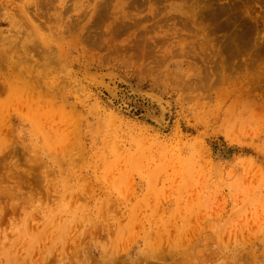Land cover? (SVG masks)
Listing matches in <instances>:
<instances>
[{
	"label": "rangeland",
	"instance_id": "rangeland-1",
	"mask_svg": "<svg viewBox=\"0 0 264 264\" xmlns=\"http://www.w3.org/2000/svg\"><path fill=\"white\" fill-rule=\"evenodd\" d=\"M0 92V264H264V0H0Z\"/></svg>",
	"mask_w": 264,
	"mask_h": 264
},
{
	"label": "bare ground",
	"instance_id": "bare-ground-1",
	"mask_svg": "<svg viewBox=\"0 0 264 264\" xmlns=\"http://www.w3.org/2000/svg\"><path fill=\"white\" fill-rule=\"evenodd\" d=\"M45 52H47V50L45 51ZM52 52V51H51ZM46 54H48V53H46ZM16 68V67H15ZM26 68H24L23 69V71L25 70ZM16 70V69H15ZM22 71V72H23ZM30 71H31V68H30ZM21 73V72H20ZM24 73V72H23ZM22 74V73H21ZM22 76V75H21ZM93 76V75H92ZM86 76H84V78H85ZM91 77V76H90ZM89 78V77H88ZM93 78H95L94 76H93ZM22 79V78H21ZM90 79V78H89ZM14 82V81H13ZM16 83V82H15ZM21 84V83H20ZM29 84V83H28ZM91 84V83H90ZM13 85V84H12ZM30 85H31V83H30ZM14 86V85H13ZM12 86V87H13ZM18 86V85H17ZM22 86V85H21ZM10 88V87H9ZM20 89V88H19ZM18 89V90H19ZM25 90V89H24ZM33 90V89H32ZM60 90V89H59ZM44 91V90H43ZM53 91V90H52ZM51 91V92H52ZM26 92V91H25ZM38 92H40V91H38ZM37 92V93H38ZM60 92H61V90H60ZM1 93V92H0ZM33 93V92H32ZM58 92H56V94H57ZM39 94V93H38ZM26 95V94H25ZM43 95V94H42ZM51 95V94H50ZM28 96H29V94H28ZM48 96V95H47ZM26 97H27V95H26ZM11 98V97H10ZM24 98V97H23ZM29 98V97H28ZM18 99V98H17ZM25 99H27V98H25ZM34 101H35V99H34ZM20 102V101H19ZM26 102V101H25ZM24 102V103H25ZM36 102V101H35ZM149 102H150V100H149ZM19 104V103H18ZM34 104H36V103H34ZM140 104V103H139ZM149 104V103H148ZM52 105V104H51ZM51 105H49L50 107H53V106H51ZM32 106V105H31ZM34 106V105H33ZM32 106V107H33ZM37 106V105H36ZM19 107V106H18ZM29 108V107H28ZM40 108H44L43 106L42 107H40ZM40 108H39V110H40ZM35 109H37V107H35ZM34 109V110H35ZM18 110V109H17ZM30 110V109H29ZM33 110V109H32ZM38 110V111H39ZM46 110H48V108L46 109ZM145 110H148V111H146V112H148L149 113V115H151V117H154L155 119H157L156 121L158 122V123H161V121H162V119H163V110H162V108H160V106L155 102V103H150V105H149V107H146L145 108ZM14 111V110H13ZM42 111V110H41ZM56 111V110H55ZM61 113H62V115H61V117L63 116V118H64V122H66V121H68L69 119H71L72 118V116H74V115H76V114H74L73 113V109L71 108V107H67V108H61L60 110H59ZM30 112V111H29ZM37 112V111H36ZM59 112V113H60ZM5 113V112H4ZM7 113V112H6ZM10 113V112H9ZM58 113V112H57ZM38 114V113H37ZM36 114V115H37ZM56 114V113H55ZM28 115H30V114H28ZM39 115V114H38ZM45 115H46V113H45ZM32 116V115H31ZM2 117V116H1ZM7 117V116H6ZM55 117H58V115L56 114V116ZM150 117V116H149ZM150 117V118H151ZM5 118V117H4ZM37 118L39 119V116H37ZM41 118V117H40ZM53 118H54V116H53ZM59 118H60V115H59ZM55 119V118H54ZM153 119V118H152ZM152 119H150V120H152ZM3 120V119H2ZM5 120V119H4ZM30 120V119H29ZM39 120H41V119H39ZM73 120H74V117H73ZM73 120H72V123H73ZM154 120V119H153ZM56 121V120H55ZM76 121V120H75ZM30 122H31V120H30ZM40 122V121H39ZM34 123H36V122H34ZM68 122H66V124H67ZM43 124V123H42ZM46 124V123H45ZM58 124H61V122L60 123H58ZM57 124V125H58ZM64 124V123H63ZM159 125V124H158ZM45 126V125H44ZM63 126V125H62ZM61 126V127H62ZM68 126V125H67ZM74 126V125H73ZM4 127V126H3ZM10 127V126H9ZM37 127V126H36ZM42 127H43V125H42ZM66 127V126H65ZM64 128V127H63ZM67 128V127H66ZM69 128V127H68ZM67 128V130H69ZM76 128V127H75ZM7 129V128H6ZM10 129H11V127H10ZM44 129H45V127H44ZM44 129H41V130H44ZM53 129H54V127H53ZM71 129V128H70ZM66 130V129H65ZM66 130V131H67ZM8 131V130H7ZM6 131V133H8ZM12 131V130H11ZM11 131H10V133H11ZM39 131V130H38ZM2 132V131H1ZM35 132H36V130H35ZM57 133V132H56ZM71 133H72V131H71ZM43 134V133H42ZM2 135H4V134H2ZM72 135V134H71ZM8 136V135H7ZM53 137V136H52ZM54 138V137H53ZM68 138V137H67ZM73 138V137H72ZM46 139V138H45ZM51 139V138H50ZM2 140H3V138H2ZM59 140H61V141H65L66 140V135L65 134H63V133H61L60 134V137H59ZM7 141V140H6ZM72 141V140H71ZM73 141H75V140H73ZM77 141V140H76ZM49 142V141H48ZM7 143V142H6ZM0 144H1V139H0ZM2 144H3V142H2ZM67 144V143H66ZM70 144V143H69ZM73 144V143H72ZM8 145V144H7ZM79 145V144H78ZM63 146H65V145H63ZM7 147V146H6ZM54 147V146H53ZM62 147V146H61ZM80 147H81V144H80ZM56 148V147H55ZM58 149V148H57ZM60 149V148H59ZM68 149H71V147L70 148H68ZM56 150V149H55ZM81 150V149H80ZM51 153V152H50ZM65 153V152H64ZM79 153V152H78ZM81 153V152H80ZM68 154V153H67ZM85 154V153H84ZM51 155V154H50ZM57 156H59V155H57ZM79 156H80V154H79ZM82 156V155H81ZM84 156V155H83ZM82 156V157H83ZM65 157V156H64ZM71 157V156H70ZM82 157H79V158H81L82 159ZM57 158V157H56ZM60 157H58V159H59ZM67 158V157H66ZM62 159V158H61ZM65 159V158H64ZM67 160V159H66ZM71 160V159H70ZM56 161V160H55ZM57 161H59V160H57ZM56 161V162H57ZM68 161V160H67ZM71 163H73V162H71ZM78 163V162H77ZM81 163V162H80ZM66 164V163H65ZM70 164V163H69ZM72 165V164H71ZM67 166V165H66ZM63 169V168H62ZM66 169V168H65ZM60 171H61V169H60ZM65 171V170H64ZM63 171V172H64ZM72 171V170H71ZM62 172V173H63ZM61 173V172H60ZM21 175V174H20ZM22 178V177H21ZM65 178V177H64ZM70 178V177H69ZM87 178V177H86ZM73 179V178H72ZM82 179H84V178H82ZM80 182V181H79ZM70 183H71V181H70ZM78 184V183H77ZM88 185H90V183L88 184ZM92 185V184H91ZM16 186V185H15ZM53 186V185H52ZM60 186V185H59ZM55 187V186H54ZM58 187V186H57ZM57 187H55V189L57 188ZM86 187V186H85ZM86 189V188H85ZM91 189H92V187H91ZM90 189V190H91ZM86 192H88L87 190H85ZM123 191V190H122ZM56 192V191H55ZM84 192V191H83ZM77 195V194H76ZM128 195V194H127ZM130 195V194H129ZM1 196V195H0ZM50 196V195H49ZM124 196V195H123ZM42 197H43V194H42ZM73 197V196H72ZM107 198V197H106ZM122 198V197H121ZM124 198V197H123ZM74 199V198H73ZM125 199V198H124ZM123 199V200H124ZM130 199V198H129ZM107 200H108V198H107ZM125 201V200H124ZM76 203V202H75ZM71 204H72V202H71ZM141 204V203H140ZM139 204V205H140ZM138 205V206H139ZM80 207V206H79ZM17 209V208H16ZM18 211V210H17ZM130 211V210H129ZM115 212V211H114ZM135 212V211H134ZM15 213H16V211H15ZM128 213H130V212H128ZM3 214H5V213H3ZM7 215H8V213H7ZM29 217V216H28ZM124 221V220H123ZM121 225V224H120ZM66 226V225H65ZM127 226H129V225H127ZM65 228V227H64ZM127 230V229H126ZM192 230H194V229H192ZM182 231V230H181ZM188 231V230H187ZM196 231V230H195ZM198 231V230H197ZM186 232V231H185ZM188 232H190V231H188ZM187 232V233H188ZM193 233V232H192ZM195 233V232H194ZM125 234V233H124ZM132 234V233H131ZM99 235V234H98ZM122 235V234H121ZM174 235V234H173ZM172 235V236H173ZM197 235V234H196ZM133 236V235H132ZM112 238V237H111ZM134 238H135V236H134ZM164 238V237H163ZM241 238V237H240ZM117 239V238H116ZM130 239V238H129ZM169 239V238H168ZM172 239V238H171ZM245 239V238H244ZM164 240V239H163ZM170 240V239H169ZM236 240V239H235ZM64 241V240H63ZM78 241V240H77ZM183 241V240H182ZM170 242V241H169ZM120 243V242H119ZM182 243V242H181ZM125 244V243H124ZM1 247V246H0ZM120 247V246H119ZM156 247V246H155ZM171 247V246H170ZM67 249V248H66ZM110 249V248H109ZM19 252V251H18ZM106 254H108V253H106ZM112 255V254H111ZM35 257V256H34ZM33 257V258H34ZM113 259V258H112ZM110 260V259H109ZM11 264V263H10Z\"/></svg>",
	"mask_w": 264,
	"mask_h": 264
}]
</instances>
